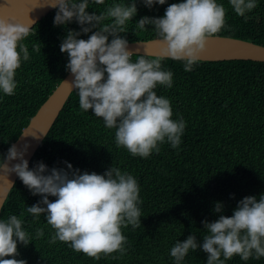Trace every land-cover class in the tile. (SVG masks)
Segmentation results:
<instances>
[{
  "label": "trees",
  "instance_id": "1",
  "mask_svg": "<svg viewBox=\"0 0 264 264\" xmlns=\"http://www.w3.org/2000/svg\"><path fill=\"white\" fill-rule=\"evenodd\" d=\"M114 2L121 0L90 4L86 11L99 14ZM178 2L166 0L163 5L149 8L142 0H136L137 14L128 22L129 30L121 35L127 41L155 37L151 25L134 33L135 22L144 16H163L169 4ZM217 3L226 9L227 25L217 34L264 45V0H257V7L247 13L252 17L247 22L235 14L229 0ZM55 13L54 8L38 20L23 41L30 59L22 60L16 70L15 94L0 92V156L7 153L68 71V56L60 51V43L68 29L80 31V25L73 20L54 26ZM90 34L81 32L78 38L87 39ZM33 45L41 47V51H34ZM139 55L133 54V62ZM183 64L162 60L164 69L173 72V84L171 88L157 85L154 89L158 96L170 100L172 119L183 117L185 121L179 148L165 142L159 153L153 152L147 158L132 156L124 147H117L115 129L106 128L103 119L91 109H80L78 94L73 90L29 163L30 169L43 162L48 169L68 171L66 161L81 173L97 174L112 166L133 175L140 186L141 225L136 229L131 225L122 228L127 238L126 254L118 259H113L118 253L107 257L102 254L95 260L74 251L67 243L50 244L53 229L44 215L34 219L25 211L41 196L33 195L17 178L3 203L0 219L17 215L33 241L27 246L18 242L16 259H23L26 264H175L170 249L177 239L183 241L194 234L202 242L206 234L203 220L212 222L221 214L231 216L243 197L259 199L264 194V61L200 59L190 72L184 71ZM55 199L49 196V200ZM216 202L222 204L219 213L213 210ZM37 228L44 229V236L39 239L35 237ZM206 260L207 254L202 250H189L182 264H206ZM225 264H264V257L243 261L234 256Z\"/></svg>",
  "mask_w": 264,
  "mask_h": 264
},
{
  "label": "clouds",
  "instance_id": "2",
  "mask_svg": "<svg viewBox=\"0 0 264 264\" xmlns=\"http://www.w3.org/2000/svg\"><path fill=\"white\" fill-rule=\"evenodd\" d=\"M165 2L142 0L149 8ZM90 4L103 5L105 0H50L47 4L56 9L54 26L73 20L80 25V31L68 29L60 43V51L68 56L66 70L73 76L65 83L76 90L80 109H91L106 128L115 129L117 147H124L132 156L147 158L159 153L165 142L179 148L185 121L183 117L172 119L170 100L154 91L157 85L171 88L173 84V72L164 69L162 60L183 61L184 71H192L208 38L227 26L225 7L217 0H180L169 4L163 16L140 18L132 31H145L146 25H151L162 55L149 59L141 54L133 62L134 52L121 34L129 30L128 22L137 14L136 0L114 2L99 14L86 11ZM229 4L247 22L252 19L247 13L257 7V0H229ZM34 24L33 20L26 24L0 16V92L5 95L15 94L16 70L22 60L30 59L23 41ZM81 32L91 34L87 39L78 38ZM33 50L41 51V47L33 45ZM28 147L27 142L19 147L11 145L0 156V171L6 176L15 173L33 195L41 196L25 211L34 219L44 215L53 229L48 242L67 243L95 260L102 254L107 257L118 253L113 259L123 257L127 238L122 228L141 225L142 201L136 178L112 166L103 174L81 173L66 161L68 171L48 169L43 162L30 169L24 158ZM13 160L19 162L11 163ZM49 196L56 199L49 200ZM213 210L221 212L222 204L216 202ZM202 224L206 230L202 242L190 234L171 247L175 264H182L189 250L198 249L207 254L206 264H225L234 256L243 261L264 257V194L259 199L245 196L231 216L221 214ZM22 225L23 220L15 214L0 219V264H26L15 258L19 255L18 242L27 246L33 241ZM43 236L44 229L37 228L35 237Z\"/></svg>",
  "mask_w": 264,
  "mask_h": 264
},
{
  "label": "water",
  "instance_id": "3",
  "mask_svg": "<svg viewBox=\"0 0 264 264\" xmlns=\"http://www.w3.org/2000/svg\"><path fill=\"white\" fill-rule=\"evenodd\" d=\"M49 2L50 0H0V16L8 19L15 18V20L26 24L30 23V20L36 23L54 9L47 5ZM128 48L136 54L162 55L156 36L128 41ZM200 58L201 60L251 59L264 61V45L248 39L216 34L214 37L208 38L206 48L200 53ZM72 79V74L67 71L30 117L18 137L10 144V146L15 144L19 147L25 142L28 143L29 147L24 157L28 163L56 120L68 96L74 90L68 83H65ZM17 162L19 161H11V163ZM17 178L15 173L6 176L0 171V214L3 203Z\"/></svg>",
  "mask_w": 264,
  "mask_h": 264
}]
</instances>
